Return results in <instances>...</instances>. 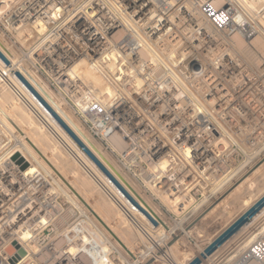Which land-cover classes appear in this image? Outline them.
<instances>
[{
    "label": "built area",
    "instance_id": "built-area-1",
    "mask_svg": "<svg viewBox=\"0 0 264 264\" xmlns=\"http://www.w3.org/2000/svg\"><path fill=\"white\" fill-rule=\"evenodd\" d=\"M181 5L173 0H0V46L5 49L0 51L9 61L5 65L0 59V86L47 127L49 121L16 83L21 81L15 73L19 72L30 82L21 71L24 69L39 82H50L62 100L72 104L73 114L87 125L91 136L113 154L118 175L138 182L143 192L150 193L154 199L166 196L171 201L168 204L177 209L179 204L175 199L179 195L190 199L214 197L216 192L207 191V187L219 182L222 153L226 151V161L238 152L244 153L234 136L219 144V103L213 108L203 104L195 111L194 103L184 93L179 96L181 91L173 82L163 79L159 82L156 74L151 76L136 69L138 63L134 59L139 54L142 37L149 39L157 32L167 35L166 31L174 24L172 17L176 23H189L180 12ZM192 8L199 12L205 25L226 29V33L222 32L231 35L229 25L233 18L216 7L214 0H192ZM194 34L198 38V33ZM202 47L205 44L198 49ZM80 57L111 82L116 93L111 104L100 103L93 96L91 86L71 75V65ZM138 76L141 82L133 92ZM214 82H204L206 87L201 82H185V86L207 100V90ZM219 82L223 78L217 81L218 85ZM238 82L249 84L238 88L235 84L234 98L237 89L246 91L244 88L254 84L249 75ZM232 107L231 111L225 109L224 116L233 118L249 112L238 103ZM48 126L52 127L50 122ZM1 133L5 136L0 128V153L15 148L10 134L11 139L3 144L6 136ZM52 133L86 169L88 166L74 150L55 131ZM11 135L15 138L13 132ZM22 164L16 158L0 162V264H83L81 257L86 258L92 247V235L83 229L88 216L77 214L65 226L64 233L56 235L53 219L65 210L51 195L41 191L39 183L32 186V179L39 171L27 173ZM34 214L43 222L31 224ZM74 240L80 241L81 250L78 245L73 247ZM253 244L255 250L251 248ZM253 244L251 252L249 248L234 264L264 258V241Z\"/></svg>",
    "mask_w": 264,
    "mask_h": 264
},
{
    "label": "bare ground",
    "instance_id": "bare-ground-1",
    "mask_svg": "<svg viewBox=\"0 0 264 264\" xmlns=\"http://www.w3.org/2000/svg\"><path fill=\"white\" fill-rule=\"evenodd\" d=\"M173 2L176 3L177 5L179 4V0H173ZM214 3H215L216 7L223 9L225 12L230 14L233 18L231 21V24L229 25L231 28V31H230L231 35H228L229 34L228 33V34L221 36V38H223V39L228 38L229 42H231V45L229 44L230 45L229 47H231V49L223 48L222 45H220L219 49H217V50H219V59H217L215 56H214L215 58L212 59L213 55H212V57H210L211 59H206V58L202 57L200 52L197 51L195 49V47H200L203 44H206V45L207 44H209V45L213 44L214 45V43L219 39V34H220L219 31L225 32L226 29L217 30L211 24H207V25L203 26V24H201L200 21H198L197 19L194 18V16L197 15V13L192 8V0H187V2L185 3L186 6H185V4L181 5L182 7L180 8V12H181V14H184L188 18L189 23L180 29L176 23V19H174L175 17H172L171 22H173L174 24H172V26L170 27V31L169 30L166 31V33L168 32L167 35H163V33L160 34V32H157V33L152 35V38L146 39L145 37H142L141 41H140L141 43L139 45V50H138L139 54L137 55L136 60L134 59V61H136L138 63V65L136 66V69L140 68V70L143 72V74L146 71L144 69H146L147 67L149 70L155 69L156 71H153V74H152V72L149 74L151 76L155 75V74L159 75L160 73L158 74V71L159 72L162 71L161 68H162V66H164L163 69H166V72H164V73H167L166 75H168L167 80L173 82L175 87H177L181 91L178 94L179 96L182 93H184L185 96L187 95L189 101L194 103L195 111L198 110L197 108H202L203 104H207L208 106L213 108V107H217V105L219 103V122H217V127H219V144L220 143L222 144L224 142L226 143L228 141V139L232 140V139L227 137L225 130H224V126L229 127V128H235V130L241 129L236 125V123H234L232 118H230L228 116H224V115L226 114L225 109H228L229 111H231L233 108L232 106L235 103H240V99L238 98V96H236V94L240 93L242 91V89L236 90V92H235L236 94H235V98H234V91L228 87L226 82H219V85L217 84V82H214L215 84L213 85V87L211 89L207 90V93H206L207 100H206V98L203 100L201 97L198 96V94L194 93L193 91L186 89L185 82H182V83L176 82L175 80L177 77L175 75H173V72H171L169 70H170V68H171V70L175 69L180 75L181 74H184V75L188 74L187 77H185V78L189 79L188 82H193L198 77H204V73L208 69H219V73L220 72L224 73L227 70H230L231 73L234 74L235 71H237L238 73H242L245 70L244 68L246 66L252 65L254 67L259 68L260 70H264V32L260 28L257 27V25L255 24V22L253 20L254 18L258 19L259 21H261V23L264 26V17H263V15H264V0H214ZM246 12L249 15L251 14L252 16H254V18L252 17L253 21H251V23L248 20H247V22L244 20L240 21V22H235L234 18L236 15H238V16L241 14L244 15V13H246ZM165 26H166V24H165ZM194 32L198 33V38L195 39V40H198V42H197L198 46H196V43H194L191 40V38H193L192 34H194ZM157 34H158V37H155ZM167 40H168V43L164 42ZM220 41H222V40H220ZM225 41H222V42H224L226 45H228V43H226ZM0 48L5 51L4 47L0 46ZM208 48H210V46H208ZM178 49H180V51L182 52V58L181 59L179 58L180 60L177 58L176 53H175V50H178ZM161 54H164L165 57L161 56ZM195 54H196V58L191 59V56H194ZM7 55H9V54H7ZM159 55H160V57H159ZM199 55H201V57H199V59H198L197 56H199ZM243 56H245V59H247V60H245L243 58ZM9 57L11 60L13 59L11 56H9ZM0 62H1V60H0ZM239 62L244 64L245 66L244 67L239 66ZM192 63H194V64L192 65ZM189 65L192 67L193 66H195V67L193 69H190V71H188ZM259 65H260V67H259ZM71 66H72L70 68L71 69L70 70L71 75L75 76V77H80L84 81L85 84L91 86L92 87V94L95 97V99H97L102 104H105V103L111 104L113 102V100L115 99V94H116L115 89L106 83L107 80L105 79L104 75L101 73V71L98 68L92 66L91 63L83 57L77 58ZM111 68H112V70H114V63L111 64ZM21 71L23 74H25L28 77V79L30 80V82H29L30 85L36 90V92L60 116V118L71 128V130H73V132L81 139V141L99 158V160L112 172V174L115 177H117V179L121 182V184L125 187V189L132 195V197L139 204V206H141L145 211H147L151 215L152 218H155L157 220V226L158 227L156 226L157 228L153 229L152 226H155V225L151 224V222L148 220V218L145 216V214H143V212H141L140 210L134 208L132 206V204L125 197L122 196V194L111 184V182H109L107 180V178L101 173V171L89 160V158L83 153V151L77 147V145L73 142L71 137L49 115V113L44 109V107H42V105L29 92V90L21 82H16L28 94L29 99L33 103V105L45 115L47 120L52 125L51 128L54 129L56 134L59 135L71 147V150L72 149L74 150L76 156L80 157L81 160L83 161V164H85L86 166L91 168V171L94 172L95 175L97 174L99 176V178H100L99 180L103 182V185L105 184V186L108 188L110 193L114 197H116L114 200L118 201V203H115V202L111 203V204H114V209L111 205H109L107 203L100 204V203H97V201L91 202V201H88L86 199L88 201L87 202L84 200V203L87 206L90 205L91 203H92V206H94L93 203L97 204L99 206V210L101 212H99V210H96V211L98 212V214L101 213L103 218L105 217L104 216L105 213L107 214V215L105 214L106 217L108 216L109 213L113 214L112 216H110V214H109V216L111 218V219H109L110 221L105 217L104 219L107 222H105V220L103 222L104 227L107 229V231L109 233V239H111V241H113L115 244H117V247L119 248V250H124L125 248L128 250V254L130 255L131 258H133L131 261V264H183L180 257L183 255V258H184V256H186L185 253H187V251L182 252V250H181V249H183V248H181L183 246H180L182 239H178L177 241L174 242V244L172 243V245H170L171 244L170 242L172 240H174L172 236L170 239H167V240L165 239L166 241L162 245H160V243L157 244L158 245L157 246L158 252H162L163 249H165L162 253H160L159 256L148 255L147 253L146 254L142 253L143 255L140 254V256H139L140 258H139V257H136L131 252L134 250V249L131 250V248H133L136 245L135 242L137 243L138 240L141 242H143L144 240H148L147 242L153 243L154 242L153 238H155L156 236H159L156 233L157 231L159 232V228H161V221H160L159 216L156 215L155 210H153V207L150 206L149 204H147V202L143 200V198L136 192V190H134L132 187H130L128 185V183L118 175V173L114 167V163L112 161L110 162V160L106 156V153L98 146V144L95 143L91 139V137L87 133H85L79 127V125H77V123H75L73 121V119L71 118L68 111H66L63 107H61L49 95L47 90H45L33 76H31L29 73H27L24 69H21ZM141 71H138V73H140ZM132 76H134V75H132ZM209 80L215 81L217 79L211 78V77H208V78L204 77V81L208 82ZM135 82H140V81L137 79V80H135ZM128 83L131 84V82H128ZM248 84H249L248 82H244L241 85L244 87H247ZM133 88H134L133 92H136V87L133 86ZM217 94H219V97L217 96ZM229 96H232L233 98L229 97ZM6 103L7 104L3 105L2 107L0 104L1 114L9 122V124H10L9 126L14 127L16 129V131L19 133V135L26 138L25 140L23 139L24 143L23 142L21 143L20 141H22V140L19 141L18 139H17L18 142L15 141L16 142L15 144L18 143V146H20L24 150L23 153L22 152H19V153L22 154V156L24 154L23 157H25L27 160H29L28 162L25 161L27 163V166L25 167L24 170H26L27 173H33V172L37 171L35 165L38 164L41 169L44 168L46 170V172H48V173L50 172L49 174L53 175L55 177V179L57 178L62 183H65L67 189H70V190L72 189L73 191L72 192L70 191L71 194L73 193V195L78 197V198L81 197L80 194H81L82 190H84V189L86 190V184L85 183H87V182H85L83 180V178L79 177L78 172H76V171L75 172L71 171L72 172L71 176H73V177L71 178V176H70L68 178V176H69L68 175L66 177L68 179H70V181L67 180V178H65V176H63L61 174V172L59 171V168H61L60 165H62V163H63V156L61 155L59 150L57 151L55 146L46 143V142L49 143V140L43 134H41L42 131L37 126L35 127V130H33L32 135L30 134L31 136H29V134H26L25 133L26 127L28 126L29 128H32V127L34 128V126H32L33 123H31V121H29V120H27L28 122L26 120H24L26 122V126L24 127L23 124H25V123H23V124L21 123L23 121L22 119H21L22 121L20 122V120L16 119L17 117L15 118L10 114V113L13 114V111L16 112L17 110H19L18 109L19 108L18 103L14 99H11V98ZM223 106L226 108H224ZM199 110L203 111V109H199ZM15 112H14V114H15ZM19 112H20V116H21V111H19ZM17 114H15V115L17 116ZM22 115H23V113H22ZM129 116L131 118H134V116H132L130 114H129ZM222 117L230 118V119H224ZM21 118H23V117L21 116ZM18 119H20V118L18 117ZM19 123H21L22 126H20ZM7 125H8V123H7ZM12 127H11V129H12ZM20 139H21V137H20ZM16 147H17V145H16ZM219 148H221V147H219ZM14 150H15V148H11V149H8L6 151H2L1 155H0V162L5 161L8 158H11V159L16 158V155L14 156V158H13V156L10 155L11 152ZM23 157H21V158H23ZM220 167H222V166H220ZM263 167H264V163L255 167V170L252 173H250L249 175H247L245 177H241L235 183L233 182V184L231 183L232 185L229 188H227L226 190H224V192L221 193V195H219V198L217 197L218 195L215 196V198H214L215 202H212L213 204L209 207V210L207 209L205 212L203 211L204 213H201V217L199 218L200 223L204 224V222H206L208 220V218H212L211 216H213V214H215L217 211H219V208H222V210H224V211H226V209H230V206L228 205V204H230V203H228L229 202L228 199L232 198L236 194H239V192H241L242 189H245V188L251 189L252 186L256 185L255 184L256 180H255L254 176L259 174L263 170ZM96 179H98V178H96ZM44 180L41 179V177L39 175H37V176L33 177V179H32V182H34V184L32 186H34L38 181H40L39 185H41V189H44L45 188ZM71 183L74 186H76L77 190L73 189L74 187ZM48 190H46V193ZM156 190H157V192L161 191V189L158 187L156 188ZM263 195H264V193L261 195V197ZM248 196L249 195H247L246 198L243 197L242 202L246 206L248 205L249 207H251L255 202H253V204H252L251 203L252 202V199H251L252 196L251 195H250L251 197H248ZM161 197H162L163 203L168 205V203L171 202V201H168L166 196H161ZM182 197H184V196L179 195L175 199V202L176 203L178 202V204H179L178 210H183V209H185V206L188 205L187 203L182 204V200H185V197H184V199H182ZM221 198H223V200H221ZM186 199L187 200L184 202L189 203L191 200V199L188 200V197ZM214 199H210L209 204H211V201H213ZM223 201L225 203H221ZM92 206H90V207H92ZM98 206H95V207H97V209H98ZM122 207H124L126 212L123 211L124 209ZM178 210H175V211L177 212ZM263 211H264V207L251 220H249V222L246 225H244L233 237H231L223 246L219 247L217 249V251L215 253H213L211 256L203 257L201 255L204 252V249L206 247L204 249H198L197 250L199 252L198 258L201 260V264L204 263V262H202V260L204 258L205 259H207L209 257L212 258L221 248H223L234 237H236L243 229H245V227L254 223V221L257 220V218L259 217L260 214H261V216H263L264 215ZM63 213H64V211H63ZM63 213L61 215L57 216L55 219H53V221L55 222V225H56V227H55L56 228V235H62L65 231V227H63V226L67 225L68 223L70 224V222L72 221V220L69 221L71 219L72 214H73L70 209L67 210L64 214ZM177 213H180V212H177ZM122 214H124V215H122ZM52 216H53V214L50 215L51 221H52V219H51ZM100 216H99V218H100ZM39 217L40 216H38L36 214L32 215L30 218V223L36 224L39 222L40 223L43 222V220H41V219L38 220ZM125 218H126V220H128L127 222H131V225L134 226L136 232L138 230H140L137 233V235H138L137 241L134 239L135 238V237H133L134 234L132 233V231H130L131 229L129 230V228H127L129 226H127V227L125 226L126 225L125 224V221H126ZM213 219H212V221H213ZM101 221H103V220H101ZM135 221H137V222H135ZM210 223H211V221H210ZM196 225H197V223H196ZM83 229L86 230L88 232V234L90 233L92 235V240H91L92 241V247L88 249V256L86 258L81 257V258H83V264H113L112 263V259H113L112 256L113 255L112 256L110 255V254H113L111 251L113 249V247L111 246V242L108 245L106 243V242H108L109 239L106 240V242L103 239H101V238H103L102 237L103 233L100 234V232L99 233L96 232L95 231L96 228L93 229V225H91V223H89V220L84 222ZM132 229H133V227H132ZM191 230H193L194 232L195 231L200 232V229L197 226H195ZM161 231H160V233H161ZM160 233H158V234H160ZM163 234H166V233H163ZM137 235H135V236H137ZM167 237L168 236L166 235V237H164V238H167ZM79 240L82 241V240H85V238H80ZM80 241L78 242V241L74 240L75 244H73V247L78 245L79 250H81L82 247H80ZM58 243H62V240H59ZM154 245H153V247H154ZM155 248H156V245H155ZM251 248L252 249L254 248V250H255L254 244L252 245ZM251 248H250V252H251ZM135 252H136V250H135ZM256 252H257V250H256ZM152 254H153V252H152ZM111 257H112V259H111ZM153 258H155L154 261L152 260ZM151 260H152V262H151ZM52 264H54V263L52 262ZM247 264H264V258L262 260L251 259Z\"/></svg>",
    "mask_w": 264,
    "mask_h": 264
},
{
    "label": "rangeland",
    "instance_id": "rangeland-1",
    "mask_svg": "<svg viewBox=\"0 0 264 264\" xmlns=\"http://www.w3.org/2000/svg\"><path fill=\"white\" fill-rule=\"evenodd\" d=\"M179 1L183 5L187 2V0L186 1L185 0H179ZM185 6H186V4H185ZM193 10L196 11L195 9H193ZM196 13H197V15H195L194 18L197 19L198 21H200L201 24H203V26H205V24L202 21V18L199 15V12L196 11ZM177 15H178V13H177ZM179 16H181V15H179ZM252 17L254 18V16H252L251 14L249 15L246 12V13H244V15H242V14L239 16L236 15L234 19H235V22H240L243 20L247 22V20H248L250 23H251V21L254 20L257 27L260 28L264 32V26L261 23V21H259L256 18L253 19ZM177 23H178L177 25L180 29L182 27H184V25H187V24H184L182 22H177ZM221 32L222 31H219V33H220L219 39L215 42L216 44L215 43H214V45L213 44H210V45L205 44V47H202L201 49H198L199 47H195V49L200 52L202 57H204L206 59H211L210 57H212V55H213L212 59L215 57L217 59H219V50H217V49H219L220 45H222L223 48L231 49V47H229L231 45V42H229L228 38H224V39L221 38L222 35H225L224 32H222V33ZM192 37L193 38H191V40L194 43H196V46H198L197 45L198 40H195V39H197V35L192 34ZM220 40H222V41L226 40L225 42L228 43V45H226L224 42H222ZM164 42L168 43V40L164 41ZM208 46H210V48H208ZM175 53H176V56L178 59L182 58V52L180 51V49L175 50ZM201 55L197 56V58L199 59V57H201ZM161 56L165 57L164 54H161ZM159 57H160V55H159ZM193 58H196V54L194 56H191V59H193ZM243 58L245 59V56H243ZM245 60H247V59H245ZM193 64L194 63H192V65ZM239 66L244 67L245 65L239 62ZM194 67L195 66L192 67L189 65L188 71H190V69H193ZM259 67H260V65H259ZM163 68H164V66H162V68H161L162 71H160V72L158 71V74L160 73L159 75H157L158 81L161 82L162 79L165 78L164 82H171V81L167 80L168 75H166L167 73H164V72H166V69H163ZM244 69L246 71H244L241 74H238L237 71H235L234 74H232L230 70H227L224 73L223 72L219 73V69L216 71H214V69H208L204 73V77H206V78L209 75H212L211 78H216L217 80H215V82H217L223 78V82H226L230 89H232L235 84H236V88H238L243 83V82H238V81H244L246 79L247 75L251 76L252 81H254L253 86H251L249 89L244 88L246 91L242 90L240 93L236 94V96H238V98L240 99V103H238V104L240 106H242L243 108H245V110H246V108L249 109L248 114L243 115V116H236V117L232 118L234 123H236V125L241 129L235 130V128H229V127L224 126V130H225L227 137L232 139V137L234 136L233 138L237 141L238 145L241 147V149L244 153L242 154V152H238L237 154H235L233 159H231L229 161H226L227 160L226 151L222 153L221 161L223 164H219V182L214 186L208 185V187H207V191L209 189L213 190L214 193L216 192L215 196L218 195L217 196L218 198H219V195H221V193L224 192V190H226L227 188H229L233 184V182L235 183L241 177H245V176L249 175L250 173H252L255 170V167L264 163V70H260L259 68L254 67L252 65H248ZM144 70H146L144 72V74H147V75L150 74L151 72L153 74V71H156L155 69L149 70L148 67ZM169 71L173 72V75H175L177 77L175 80L176 82H181V83L182 82H188L189 79L185 78V77H187L188 74H186V75L181 74L180 75L175 69L171 70V68ZM137 73H138V71H137ZM204 77H198L193 82H201L203 87H206V84L204 83V82H206V81H204ZM242 77H243V79H240ZM137 79L141 82L140 76H138V78H136V80ZM140 82L135 83L136 88L140 84ZM39 83L45 90H47L49 95L61 107H63L66 111H68V113L70 114L73 121L75 123H77V125H79V127L85 133H87L91 137V139L95 143L98 144V146L100 148L103 149L100 141L98 139L94 138L93 136H91V133L89 132V130L87 128V125L81 119L77 118L73 114V111H72L73 109L71 108L72 104L68 100H62V98L54 91L53 87L50 85V82H39ZM106 83L112 87L111 82L106 81ZM10 98L14 99L12 94L7 89H4V87L0 86V104H1V107L3 105H6L7 104L6 102L8 100H10ZM18 106H19V108H18L19 110H17L16 112L13 111V114H14V112H15V114H17L19 111H21V116L23 118H21L20 112L18 113L19 115L17 114V116L15 114H14L15 115L14 116L12 113H10V114L15 118L17 117L16 119L20 120V122L23 120L21 123L22 124L25 123V124H23L24 127L26 126V122L24 120L31 121V123H33L32 126H34V128L33 127L29 128L27 126L28 128L26 127L25 133L29 134V136H31L33 133V130H35V127L36 126L39 127L42 131L41 134H43L49 140V143L48 142H46V143L55 146L57 151L59 150V152L63 156V163H62V165H60L61 168H59V171L61 172V174L63 176H65V178H67L66 176L69 175L68 176V178H69L72 175L71 173L76 171V172H78V176L83 178V180L85 182H87V183H85L86 184V190L85 189L82 190V192L80 194L81 197L78 198V197L74 196L73 193L72 194L70 193V191L72 192L73 190L67 189L65 183H62L57 178L55 179V177L53 175L49 174L50 172L49 173L46 172V170L44 168L41 169L39 167V165L35 163L36 169H37V171H39V176L41 177V179L46 180V181L44 180L45 188L41 189L42 192H45V194L51 195V198L53 197L54 200H56L58 203H60L61 206L63 207V209L65 210L64 213L69 209L72 211L73 214H72L71 219L69 221L73 220L74 216H76L77 214H85L86 216H88L89 223H91V225H93V229L96 228L95 229L96 232H98V233L100 232V234L103 233L102 234L103 238H101V239L104 240V238H105L106 240H108L109 239V233H108L107 229L104 227V223H103L105 220L104 218L106 217L107 214L105 213L106 215L104 214L105 217L103 218L101 213L98 214V212L96 211V210H99V206L97 204L93 203L94 206H92V203H91L90 205L87 206L84 203V200L85 201L88 200L91 202L97 201V203H100V204L107 203V204L111 205L114 209V204H111V203H114V202L118 203V201L114 200L116 197H114L110 193V191L105 186V184L103 185V182L99 180L100 179L99 176L97 174L95 175L94 172L91 171V168L87 167L86 169H84L76 161V159L73 156H71L68 152H66V150L59 144L57 139L54 137V135L52 133L54 130L50 126H48V124H47V127L44 125H41L39 123V121L36 120L23 106H21L20 104H18ZM224 108H226V107H224ZM22 113H23V115H22ZM0 116L1 117L3 116L1 114V112H0ZM1 117H0V128H1V131L3 132V134H5V136H6V139L4 140L3 144L5 143V141L7 143V140L9 141V139L12 138L13 139L12 144L14 143L15 150L12 151L10 155L13 156V158L15 155H16V158L23 157L24 154L22 156V154H20L19 152L23 153L24 150L20 146H18V143L17 144H15V143L18 142V140L19 141L22 140V141H20L22 143L26 138L19 135V133L16 131V129L14 127L9 126L10 124L4 118V116L2 118ZM18 117L20 119H18ZM5 121L8 123V125ZM21 123H19L20 126H22ZM11 127L13 130L11 129ZM10 131L15 134L16 139L13 138V135H11ZM229 133H231V134H229ZM9 134H10L11 138H10ZM1 136H4V135H2V133H1ZM20 137H21V139H20ZM248 140H250V141L248 142ZM16 145H17V148H16ZM12 146H10V147H12ZM220 146H223L222 148L224 150L226 149V148H224L225 147L224 145H220ZM103 151L106 153V156L110 160V162L112 161L114 163V167H115V165H117V163H116V160H115L113 154L108 150L103 149ZM0 155H1V153H0ZM22 159L24 161H27V162L29 161L25 157H23ZM219 161H220V159H219ZM220 166H222V167H220ZM261 172L259 173L260 175L257 174L256 176H254L255 180H256V182H255L256 185L252 186L251 189L250 188L249 189L248 188L242 189L241 192H239V194H236L235 196L232 197L233 199L232 198L228 199L229 200L228 203L231 204V205L228 204L230 206V209H226V211H224V210H222V208H219V211H217L215 214H213V216H211L212 218H208V220L206 222H204V224L200 223L199 218L201 217V213H204L207 209L209 210V207L213 204L212 202H215V199H214L215 196L211 198V199H214L213 201H211V204H209V200H210L209 198H200V197L193 198L192 197L191 200H190V198H188V200H190V202L188 203V202H184L187 200L186 199L187 197H185V200H182V204L187 203L188 205L185 206L184 211H181V210H178L176 208V206L173 207L169 204H168L169 206L167 204L165 205L162 202L163 200H162L161 196H159L157 199H154V196L151 195L150 193L143 192V188L138 182L132 180L129 176H125L124 180H126L129 184V186H131L134 190H136V192L139 195L141 194L140 196L143 198L144 201L147 202V204H149L150 206L153 207V210H155L156 215L159 216L160 221H161V228H159V232L158 231L156 232L157 235H159V236H156L157 238L156 237L153 238V240H154L153 243L152 242L149 243V242H147L148 240H144L143 242H141L139 240L137 241V239H138L137 233L140 230H138L136 232L134 226L131 225V222H127L128 220H126V218H125V220H126L125 226L126 227L129 226L127 228H129V230L131 229L130 231H132V233L134 234L133 237H135L134 239L137 241V243L135 242L136 245L133 248H131V250L134 249L133 250L134 252L131 251L130 249L129 250L136 257H139L140 254L143 255L146 253L148 255L159 256L160 253H162L165 249H163L162 252H158V250H157L158 245L157 244L160 243V245H162L167 239H170L172 236L174 240H172L170 242L171 243L170 245H172V243L174 244V242L177 241L178 239H182L183 243L181 242L180 246H183L181 248H183L184 250L183 249H181V250H182V252L187 251V253H185L186 256H184V258L182 255L180 257V259L183 262V264H188L194 257L199 256V252L197 251L198 249H204L205 247H207V245H209L211 241H213L221 232H223L233 221H235L249 207L248 205L246 206L245 204H243V202H242L243 197L246 198L247 195H249L248 197L252 196L251 197V199H252L251 203L252 204H253V202H256L261 197V195L264 193V167H263V170ZM72 177L73 176H71V178ZM68 178H67V180L70 181V179H68ZM96 178H98V179H96ZM37 183H40V181H38ZM33 184H34V182H33ZM73 187H74L73 189H76V186L73 185ZM46 190H48L47 193H46ZM39 191H40V189H39ZM182 199H184V197H182ZM221 200H223V198H221ZM221 203H225V202L223 201ZM90 206H92V207H90ZM95 206H98V209ZM122 208L124 209V207H122ZM175 210H178L177 212H180V213H177ZM123 211H125V209ZM99 212H101V211L99 210ZM109 214H110V216L113 215L111 213H109ZM109 214L106 217L108 220L111 219ZM98 215L99 216L101 215L100 216L101 219L99 218ZM122 215H124V214H122ZM263 218H264V215L261 216V214H260L259 217L257 218V220L254 221V223L245 227V229H243L236 237H234L229 243H227L223 248H221L212 258H210V257L207 259L204 258L203 259L204 261L202 260V262H204L203 264H234L240 256H242L244 253H246V251L250 248V246L255 241H264V219ZM212 219H213V221H212ZM101 220H103V221H101ZM209 220L211 221V223ZM105 222H107V221L105 220ZM135 222H137V221H135ZM196 223H197V225H196ZM65 226L66 225H64L63 227H65ZM156 226H152V228L156 229L158 227V226L157 227ZM195 226L199 227L200 232H198V231L194 232L193 230H191ZM55 227H56V225H55ZM132 227H133V229H132ZM55 230H56V228H55ZM160 231L162 234L160 233ZM158 233H160V234H158ZM163 233H166V234H163ZM135 235H137V236H135ZM166 235L168 237L164 238V237H166ZM51 236L55 237V233H51ZM108 242H107V245L110 244V242H111V246L113 247V249L115 248L114 250L113 249L111 250L113 254H110L111 256L113 255L112 256L113 259L111 257L113 264H131V261L133 258L130 257V255L128 254V250L126 248L124 250H119V248L117 247V244H115L113 241H111V239H109ZM154 244L156 245V248H155ZM153 245H154V247H153ZM135 250H136V252H135ZM152 252H153V254H152ZM154 259L155 258H153L152 260L154 261ZM152 260H151V262H152Z\"/></svg>",
    "mask_w": 264,
    "mask_h": 264
},
{
    "label": "water",
    "instance_id": "water-1",
    "mask_svg": "<svg viewBox=\"0 0 264 264\" xmlns=\"http://www.w3.org/2000/svg\"><path fill=\"white\" fill-rule=\"evenodd\" d=\"M0 59L5 65L9 64L7 58L0 51ZM15 75L21 83L29 90V92L37 99V101L44 107L49 115L60 125V127L71 137L73 142L80 148L89 160L101 171L109 182L125 197L134 208L140 210L145 214L152 225H157L151 215L145 211L134 198L126 191V189L119 183V181L111 174V172L104 166L97 156L81 141V139L71 130V128L60 118V116L48 105V103L36 92L30 83L19 73ZM18 163H23L22 168L27 166V163L22 158H16ZM264 207V195L259 198L251 207H249L241 216H239L233 223H231L223 232H221L201 254L203 257L211 256L217 249L223 246L231 237H233L249 220H251ZM189 264H201V260L195 257Z\"/></svg>",
    "mask_w": 264,
    "mask_h": 264
}]
</instances>
